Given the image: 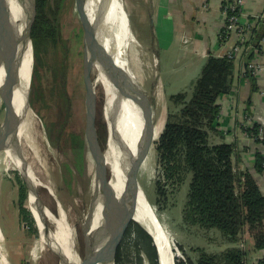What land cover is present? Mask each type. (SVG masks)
<instances>
[{"label": "rangeland", "instance_id": "1", "mask_svg": "<svg viewBox=\"0 0 264 264\" xmlns=\"http://www.w3.org/2000/svg\"><path fill=\"white\" fill-rule=\"evenodd\" d=\"M157 1L121 0L130 28L138 42L137 46L134 45L129 50L127 62L150 100L156 139L160 137L170 113L177 110L170 95L183 93L186 96L185 100L189 99L193 88L192 86L183 88L185 87L183 85L187 84L184 75L191 76L197 64L194 53L184 50L189 55L184 56L182 61L180 56L181 54L183 56V53L179 52L175 46L165 45L166 35L160 33L153 18ZM57 23L60 31L58 44L48 49L44 56L46 65L43 68H40L36 61L38 68H36L37 71L35 70L33 80L31 75L28 99L36 120L31 126L30 136L34 144L36 154L34 162L38 168V174L55 194L52 196L47 188L39 187L37 191L40 202L54 215H57L58 204L63 207L68 224L76 231V246L82 256L84 239L80 219L85 215L84 210L88 203L86 196L92 183L94 160L86 144H84L82 158H78L76 150L72 149L68 143L70 130L74 126L77 128L84 119L83 31L74 0H65L64 7L57 16ZM192 47L193 45L189 49ZM54 68L56 74L53 73ZM95 71L94 69L91 73L93 81ZM98 85H96V128L99 142L104 150L108 136L103 113L105 95L101 81ZM4 115L5 108L0 97V126ZM210 134L213 136L211 132ZM210 138L209 140L213 143L214 138ZM155 143L150 146L138 171L137 179L147 200L156 211L170 248L172 245L177 252L174 255L175 252L173 253L171 248L174 262L176 257L183 255L181 251L179 252L177 244L181 245L184 252L193 258H196L197 254L191 252V248H203L209 253L221 252L229 244L220 232L206 231L181 223L180 212L186 200L188 180L178 191L169 196L165 204L166 209L158 211L157 206L154 205L156 201L154 181L158 173ZM3 151H0V231L3 236L1 254L9 264H59L55 254L47 247L42 248L38 229L35 236L20 220L16 176L22 180V175L6 163ZM26 206L29 208L27 202ZM46 218L43 217L46 226L49 230L53 229V225ZM132 222L138 224L152 238L148 228L136 220H131L117 245L114 264H118L117 252L122 242L124 243L122 250H124L121 255V264H149L145 255L143 253L138 255L132 240L126 237ZM249 238L250 236L245 233L244 240L250 243ZM139 258H142V262Z\"/></svg>", "mask_w": 264, "mask_h": 264}, {"label": "trees", "instance_id": "2", "mask_svg": "<svg viewBox=\"0 0 264 264\" xmlns=\"http://www.w3.org/2000/svg\"><path fill=\"white\" fill-rule=\"evenodd\" d=\"M64 2L65 0H35L36 14L31 28L34 58L32 80L38 68L36 61L37 65L43 68L46 65L44 56L48 49L58 44L60 31L57 16L62 11ZM230 3L228 0H220L221 11H226L227 17L238 14L240 16L242 6L232 10ZM225 21L223 15L220 42L226 40ZM240 46L239 53L233 58L215 57L211 54L207 56L192 84L193 89L188 100H185L186 96L183 93L170 95L177 110L170 113L155 143L158 173L154 181L156 193L154 205L158 211L166 209L165 204L169 196L188 180L186 200L180 212L181 223L206 231L216 230L229 244L219 253H209L203 248H191L190 251L197 254L196 258L189 256L183 247L177 244L179 252L181 251L183 255L182 258L180 256L175 258V264H248L245 233L252 238L254 251L264 249V193L255 178V175L264 171L263 139L257 137L258 128L264 124V114L260 112L250 114L251 119L243 129L254 138L253 140L219 144H211L209 141L210 132L221 134L218 130L220 112L218 100L231 92L234 62L245 55V52L249 61L257 50H260L261 61L264 47L256 29H250V33ZM246 70L252 94L257 90L256 78L248 70L247 64ZM53 73L56 74L55 68ZM69 133L70 147L76 150L78 158H82L85 144L84 119ZM248 151L254 153V173L239 166L243 161L242 153ZM16 179L20 220L27 226L29 232L36 236L34 218L26 206L28 198L26 185L19 176H16ZM151 207L153 208L152 204ZM153 211L156 214L154 208ZM126 237L132 240L138 255L143 253L149 264H158L156 247L144 229L132 222ZM122 247L123 242L117 252L118 264H121L124 250ZM171 248L176 255L177 252L172 245ZM139 260L142 262V258ZM257 264H264V256Z\"/></svg>", "mask_w": 264, "mask_h": 264}, {"label": "bare ground", "instance_id": "3", "mask_svg": "<svg viewBox=\"0 0 264 264\" xmlns=\"http://www.w3.org/2000/svg\"><path fill=\"white\" fill-rule=\"evenodd\" d=\"M10 8L11 11L16 12L19 18V22H21L19 34L25 36L26 40L19 44V53L6 60L0 67V92L6 96L15 111L13 137L5 145L4 159L8 165L19 171L21 175H25L29 181L27 205L35 219L40 242L43 244L42 248L47 247L59 257V264H82L76 246V231L68 224L67 215L62 210L63 207L58 204L57 215H54L41 205L40 199L36 195L39 187L47 188L52 196L55 194H53L54 190L48 187L38 174V168L34 162L36 158L34 144L31 142L30 136L31 126L36 120L35 113L27 102L33 69L32 45L27 36L32 11L29 8V0H20L19 4L11 2ZM85 11L89 21L97 26V39L110 50L120 66L131 71L127 62L128 52L132 46H137L138 42L130 28L121 0H87ZM13 61L19 62V67ZM93 68L96 70L94 72L95 88L96 85L99 86L98 83L101 81L105 95L103 113L108 136L103 155L109 171L111 187L118 196L124 185L126 169L127 156L124 155L123 150L124 148L127 151L131 150V142L135 140L141 130L140 112L127 93L121 95L113 88L99 66ZM97 186L96 172L93 170L92 183L88 196H86L88 203L85 206V215L80 219L82 230L88 210L97 200ZM132 206L131 215L134 220L148 228L154 237L160 264H174L167 236L159 220H156L158 218L143 190L141 187L138 189L137 186H133L127 191L117 206L115 218L111 224L110 242L99 264H111L113 245L118 236L122 218L124 219L128 215ZM43 217H47L46 219L53 225V229L49 230L43 221ZM101 222V207L98 205L91 230H94ZM2 241L3 236L0 231V264H9L1 254Z\"/></svg>", "mask_w": 264, "mask_h": 264}, {"label": "water", "instance_id": "4", "mask_svg": "<svg viewBox=\"0 0 264 264\" xmlns=\"http://www.w3.org/2000/svg\"><path fill=\"white\" fill-rule=\"evenodd\" d=\"M86 1L87 0H74V4L83 31L82 79L84 85V140L94 160V170L96 172L98 184V195L96 202L88 210L85 225L82 230L84 247L83 255L81 256V263L99 264L101 263L102 255L110 242L111 224L115 218L117 206L125 193L132 189L133 186H137L138 189L140 188L139 181L137 179L138 171L146 158L150 146L158 139H156L155 135V123L153 120L150 100L147 94L135 78L134 74H132L129 69L120 66L114 56L110 53V50L97 39V26L93 22L89 21L85 11ZM11 2L19 4L20 0H0V67L6 60L19 53V44L26 40L25 36H21V33L19 34L21 22H19L16 12L14 10L11 11ZM29 8H31L32 17L28 25L27 36L32 45L31 28L36 14L35 0H29ZM262 28H264V26H262ZM263 34L264 29L260 30L259 36L261 37ZM13 62L19 67V62ZM94 66H99L102 69L109 83L119 92V94L123 95V93H127L140 112L141 130L135 140L131 142L130 151H127V149L123 147L124 155L126 154L127 156L125 162L126 169L124 174V185L118 193V196L111 187L109 171L106 166L103 149L97 135V96L94 81L91 76ZM0 97L5 108L4 119L0 126L1 151L5 150V145L13 137L15 111L2 92H0ZM27 102L29 105V99ZM22 180L26 185L29 196V181L25 175H22ZM36 195L38 197V194ZM98 205L101 207L102 222L94 230H91V225ZM132 209L133 206L131 207L128 215L124 217V219L122 218L121 227L113 245V253L110 260L111 264H114L117 245L127 227V224L131 220H134L131 215ZM152 239L159 257L157 245L153 236ZM57 258L60 263V258Z\"/></svg>", "mask_w": 264, "mask_h": 264}, {"label": "crops", "instance_id": "5", "mask_svg": "<svg viewBox=\"0 0 264 264\" xmlns=\"http://www.w3.org/2000/svg\"><path fill=\"white\" fill-rule=\"evenodd\" d=\"M153 12V18L160 33L166 35V46H175L183 53L180 59L188 56L190 51L196 56V67L191 76L184 75L187 84L183 88H191L193 82L198 77L207 56L222 57L231 50L234 38H228L223 42L219 40V33L223 26V14L220 7V0H158ZM242 23L252 21V28L258 31L264 29V0H243L240 12ZM264 47V34L259 36ZM160 42V41H159ZM193 45L191 49L190 46ZM181 48H184L181 50ZM186 50V51H184ZM183 51V52H182ZM247 52L234 62L232 76V88L228 95L220 97L218 104L219 112V132L212 133L213 143H230L234 141H249L243 129L251 117L250 114L260 112L264 114V70L255 79L257 90L251 94V85L246 77ZM178 59V58H177ZM264 65V51L261 56ZM215 138H219L216 140ZM243 161L240 168L253 171L254 153L248 151L242 153ZM19 172V171H18ZM255 178L264 193V171L255 175ZM247 243L248 264H257L258 260L264 256V249L253 250V240L250 237Z\"/></svg>", "mask_w": 264, "mask_h": 264}, {"label": "built area", "instance_id": "6", "mask_svg": "<svg viewBox=\"0 0 264 264\" xmlns=\"http://www.w3.org/2000/svg\"><path fill=\"white\" fill-rule=\"evenodd\" d=\"M230 1L231 9H235L236 7H241L243 5V0H228ZM222 14L225 16V32L226 37L228 38H234V45L232 46L231 50L228 51L225 56L228 58H233L236 56L240 51V44L246 39L248 34L250 33V29L252 28V21H248L246 23H242L240 20V16L238 15H231L229 17L226 16V11H222ZM222 38V36H219V39ZM247 68L251 72V74L258 78L261 73L264 70V65L260 61V50H257L255 52V55L253 58H251L247 63ZM245 136L253 140L254 138L249 135L247 132H244ZM257 137L263 139V145H264V124L260 125L258 128V135Z\"/></svg>", "mask_w": 264, "mask_h": 264}]
</instances>
